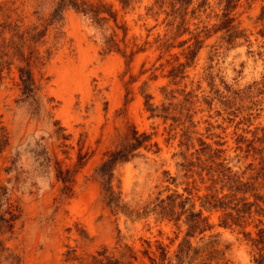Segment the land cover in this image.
Returning a JSON list of instances; mask_svg holds the SVG:
<instances>
[{"label":"rangeland","instance_id":"374dc122","mask_svg":"<svg viewBox=\"0 0 264 264\" xmlns=\"http://www.w3.org/2000/svg\"><path fill=\"white\" fill-rule=\"evenodd\" d=\"M14 1L26 22L35 19L39 0ZM106 1L116 11L115 38L130 55L128 66L121 53L103 49L71 8L58 41H51L50 30L40 40L26 41L24 51H33L36 61L30 97L21 91L14 47H0V194L5 190L10 212L20 214L10 236L2 235L5 247L21 255L17 264H64L62 252L75 243L78 227L95 236L84 248L93 250L113 244L118 225L122 240L137 249L145 239L167 243V264H254L255 249L244 235L255 234L254 221L243 228L222 226L221 210L204 208L212 226L188 235L182 218L162 216L156 204L178 192L175 209L184 199L187 210L200 208L201 175L192 176L179 164L200 147L198 138L225 148L233 170L249 171L253 157L235 147L238 135L250 137L254 130L259 135L264 126V0H229L226 15V0L202 5L192 0L174 37L176 20L168 24L166 17L170 0H129L125 8L119 0ZM49 7L46 0L44 17ZM221 19L228 25L211 30ZM197 39L201 46L188 57ZM182 62L172 76L170 69ZM127 125L152 131L157 146L115 164L113 214L99 199L93 171ZM38 149L51 156L49 171L42 157H33ZM229 198L235 202L238 195ZM186 236L190 245L179 260L175 252Z\"/></svg>","mask_w":264,"mask_h":264},{"label":"trees","instance_id":"16d2710c","mask_svg":"<svg viewBox=\"0 0 264 264\" xmlns=\"http://www.w3.org/2000/svg\"><path fill=\"white\" fill-rule=\"evenodd\" d=\"M50 7L48 16L44 17L41 8L46 3V0H39L36 5L34 13L35 19L26 22L24 15L18 10L14 0L0 1V47L10 45L14 47L13 55L16 60L20 62L17 69L19 73L21 91L27 97L31 96L35 91V83L32 74V64L36 63L33 51L26 53L24 47L27 40H40L50 30V38L54 43L62 36V27L65 20V10L71 8L79 13L81 22L87 27L89 32L96 41L102 45L106 51H117L125 57V63L128 66L130 55L121 48L115 38L116 34V11L113 5L106 0H49ZM192 0H170L169 9L166 11L168 24L176 23L174 25L175 31L172 34L174 37L177 33L182 31L181 26L184 22V15L188 5ZM207 0H199L198 4L202 5ZM121 7L125 8L129 0H119ZM229 7V0H226L224 6L225 11L223 15L227 14ZM228 25L227 19H221L217 26L211 30H218ZM206 31V35L211 32ZM167 42V41H166ZM202 43L201 39H197L192 48L188 51V57H194ZM167 45V44H166ZM9 63V62H7ZM186 63H179L177 67H172L171 75L175 76L178 71ZM8 65V64H7ZM4 63L0 65V70L3 69ZM165 89V88H164ZM172 92V91H171ZM170 92V93H171ZM165 90V96H171ZM145 104L148 106V100L145 99ZM149 108V107H147ZM262 133L257 134L256 130L252 132V136L238 135L235 147L242 150L253 157L248 163V170H233L232 164L233 156L227 157L224 154L225 148L212 147V145L201 138H198L200 147H197L193 152L185 154L183 159L179 162L183 166L184 171L190 173H198L201 175V181L205 192L199 195L201 201L200 208L196 211L185 208L184 201L178 204L174 202L176 198L180 197L182 193L170 192L166 197L159 199L156 207L162 216L173 219L178 222L181 218L187 225L185 233L192 234L195 230L203 232L210 228L212 224L208 221V216L203 213L204 208L220 209L218 224L222 226L236 225L241 228L245 227L251 221L258 227L254 235L251 231H244V235L251 241L255 251L252 255L254 264H264V228L259 226L264 223V145L259 146L255 141H264V126ZM187 130L182 129V137L187 140L190 135ZM257 136V137H256ZM153 140V132L147 129L138 130L133 125H127L118 134L117 141L114 147L107 151L105 157L94 168V175L100 183V197L103 206L109 207L110 211L116 213L114 206V167L115 164L127 160L134 152L140 148H150L152 145L157 146L156 141ZM181 142V140H180ZM241 142L245 143L242 147ZM42 143L41 138L38 139V144ZM263 147V148H261ZM42 148V146H41ZM45 151V150H44ZM240 152V151H239ZM34 158L45 160V170L51 166V156L44 155L42 150L38 149L33 152ZM193 167H195L193 169ZM59 172H61L59 170ZM69 177L62 179L63 186L61 187V199L67 195V182ZM211 181V182H209ZM214 189L217 194L213 193ZM5 190L0 194V264L7 262L9 264H17L21 261V255L8 250L5 247V238L2 235L11 234L14 230V225L20 214L11 213L8 206V200L5 198ZM120 194V192H119ZM238 195V199L232 202L229 196ZM176 197V198H175ZM188 197V196H186ZM190 208V207H189ZM184 216V217H182ZM115 221V220H114ZM116 239L113 244H101L93 250L84 249L85 246L95 238L84 227H78V236L74 238V244H66L62 252V260L64 264H72L74 261L81 264H167L171 260V255L168 253L167 243L160 240H155L152 243L149 239H145V246L137 249L131 244L122 240L120 235V228L115 226ZM180 241L175 258L181 260L183 253L188 249L189 239ZM154 245V248L152 246ZM82 246V251L78 248ZM141 253V255L139 254ZM142 256L148 258L146 262ZM136 260H139L136 263Z\"/></svg>","mask_w":264,"mask_h":264}]
</instances>
